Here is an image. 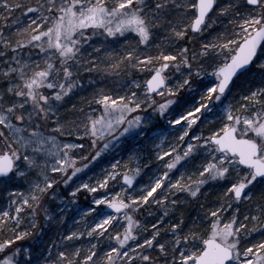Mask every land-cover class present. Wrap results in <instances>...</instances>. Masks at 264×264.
<instances>
[{"label":"snow or ice","instance_id":"1","mask_svg":"<svg viewBox=\"0 0 264 264\" xmlns=\"http://www.w3.org/2000/svg\"><path fill=\"white\" fill-rule=\"evenodd\" d=\"M0 264H264V0H0Z\"/></svg>","mask_w":264,"mask_h":264},{"label":"rangeland","instance_id":"2","mask_svg":"<svg viewBox=\"0 0 264 264\" xmlns=\"http://www.w3.org/2000/svg\"><path fill=\"white\" fill-rule=\"evenodd\" d=\"M77 142H80L79 139H77ZM159 142V140H157ZM114 154L117 160L121 162V164L127 163V166L131 169L136 166L135 162L129 161L127 150L125 151H120L119 148L114 150ZM102 166L106 167L107 165L103 162ZM100 171V167L96 166L93 168V172L98 173ZM148 177H144V182H147ZM63 191V189H61ZM67 192H64V195H67ZM90 195L91 194H80V200L78 205H76L75 211L73 208H66L64 203H61L58 200H54L49 204V208L53 211V213H56L58 211L57 205L59 206L60 209H64V213L67 217V220L65 223H59L57 220L52 221V225H50L49 228V234L46 236V239L44 241L51 243L52 241L56 240L59 238L61 234H66V229H72V230H81L84 231L86 228V221L80 220V215H82L85 211V206L90 202ZM44 228L47 226V223H43ZM41 227V226H40ZM40 235L37 236L35 240H31V244H34L38 241V247L43 248L44 243L42 242L43 234L44 231L41 229ZM90 238L85 236L82 239V243L87 245L88 241ZM55 253V249H53V254ZM47 254V253H46Z\"/></svg>","mask_w":264,"mask_h":264},{"label":"trees","instance_id":"3","mask_svg":"<svg viewBox=\"0 0 264 264\" xmlns=\"http://www.w3.org/2000/svg\"><path fill=\"white\" fill-rule=\"evenodd\" d=\"M73 102H75V100L73 101ZM104 161H100V164H98L97 166L98 167H101L102 166V163H103ZM209 198H213L212 197V194H209ZM156 206L155 205H153L150 209H149V211L150 210H154V208H155ZM146 214V213H145ZM191 214H195L194 212H192ZM50 225H52V224H47V226L44 228V224L42 223L41 224V229H43V231H44V234L42 235L43 236V238H42V242H44V240L46 239V236L49 234V228H50ZM31 242V240L29 241V243ZM38 241L36 242V243H34L33 245H36V246H38Z\"/></svg>","mask_w":264,"mask_h":264}]
</instances>
